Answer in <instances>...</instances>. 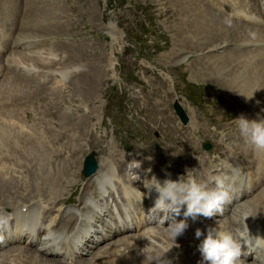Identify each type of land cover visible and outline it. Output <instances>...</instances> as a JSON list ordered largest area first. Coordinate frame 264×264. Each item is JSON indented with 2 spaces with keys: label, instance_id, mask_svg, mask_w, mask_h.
<instances>
[{
  "label": "rangeland",
  "instance_id": "374dc122",
  "mask_svg": "<svg viewBox=\"0 0 264 264\" xmlns=\"http://www.w3.org/2000/svg\"><path fill=\"white\" fill-rule=\"evenodd\" d=\"M36 1L40 2V4L43 5V7L46 9V11L49 15H53V17H55L53 22H52V25L48 26V27L41 28L40 30L36 29V30L29 32V33L23 32L24 34L22 35V37H20L18 39L25 38V39L38 40L39 37H41V35H44L46 37V36H49V34L50 35L52 34V38L50 39V41L46 42L45 38H41V42L47 44L49 42L60 41L58 39H63L65 44L71 46L73 49V54H72L71 59H70L71 63L72 64H81L85 67V69L75 70V73L87 72L91 68L99 69L100 65L107 63V59H106L107 54L109 52L110 47L113 46V48H115V49L117 48L119 50L120 59L124 62V68L128 72L132 73L133 77H135L137 80H142V81H145L146 79H148L152 83L156 84L159 80V77L156 74L155 67L152 65L155 64L156 67L163 68L166 72H170V69L172 67V59H170V60L164 59V55L162 53H160V49H162L164 51L168 50L167 52H169V53H175L176 51L181 50L182 48L183 49L187 48L188 45L186 42H183V41L177 42L178 37H177L176 30H177V28L180 27V25L184 26L186 29V32H187V30H189L188 33L186 34V36H188L193 31V28L191 29L190 26L185 25L183 22H181L182 21L181 17L178 16V12H179L178 8L179 7L176 5L174 0H30V5L31 4L34 5ZM23 4H24L23 0H17L16 3L11 5L10 9H11V11L20 10V8ZM180 7H182V5H180ZM4 10H6V8ZM209 10H210V8H209ZM24 11L26 12L25 14L27 17L28 16L34 17L35 20H37V17H39L38 13L27 8L26 6L24 7ZM107 12H108V17L106 16ZM47 13L44 12V14H43L44 16L40 17L39 19L43 18L45 21L50 19V17H48ZM29 20L34 21V19H29ZM99 22H101V25L117 26V30H118L119 34H116L117 33L116 32V33H113L111 35H117L119 37V39L125 38L129 43L134 44L136 46V52L135 53H129L127 51L123 52V49L120 48L121 40H117V43L114 45L109 44V43H105L107 40H109V41L113 40L114 37L110 36V35L107 36L104 33L103 29L99 28ZM2 23L4 25L7 23V17H3ZM29 27L30 26H28V28ZM43 30H44V32H42ZM45 30H47V32ZM183 31L185 32V30H183ZM39 32H40V35H39ZM31 35H33V36H31ZM131 38H133L134 40L133 39L131 40ZM181 38L183 39L184 37H181ZM135 41H139L140 44H135ZM10 42H11V40H10ZM183 44L185 45V47L183 46ZM173 45H178V46H176V48L173 51H171L173 48ZM190 45H191V43H190ZM210 46H214V44L211 43ZM190 47L193 48V46H189V48ZM227 47H224V48H226V50L231 49L230 46H227ZM56 48L59 49L60 45H53L50 48H48V50L53 51ZM208 48H206L205 50H207ZM41 49H44V48H41ZM193 49L196 50V52H199L201 49L204 51L203 47H201L200 49H198V48H193ZM203 51H201V52H203ZM15 54H14V56H16V58L24 56L21 53H18L16 55ZM159 54H161L163 56L161 61H158ZM221 54H223L225 56L226 52L223 51L219 55H221ZM249 55H251V54H249ZM249 55H247V57ZM203 59H204V61L199 64L200 69H199V66H196L194 63L195 57H192L188 61L187 65L184 68H181L180 66H178V64L172 67V69L175 71V73L180 75V77H181L180 86L182 88H185V87H187V85L191 81L198 82V83L209 82V83L213 84L211 86V90H213V91L222 90L221 85L219 83L213 82L212 76L207 75V77H209V78H206V80H203V78H202L203 75H202L201 79L199 80V78L196 76V74H197V70H200L199 72H202V74H204V75L209 74V72L210 73L214 72L216 74L215 78L218 81H220L219 80L220 78H226L227 77V80H221L220 82L224 85L223 90L224 91L227 90V92H229L227 87H225V83L230 80V76L226 74L227 72H225V71L223 72L222 69H218L216 71H213V69H214L215 65H217V63L214 61V59H211L210 56H207L205 54ZM35 60H38V58L37 57H36V59H31L29 57L22 58V61L24 63H29V62L33 63ZM2 63L3 62L0 61V72L2 71V67H1ZM54 63L55 62L53 60H46L44 62H39V64H40V75L42 78V80H41V78H40V80L44 83H47V87H51V85H50L51 81L55 78L54 72H55L56 66H53ZM212 64L214 65L213 69L208 68V65H212ZM250 65H251V63H250ZM147 66L150 67V70L146 69ZM243 68L244 67L241 68V67H238L235 65V68L231 69V70H233L232 71L233 73H234V71L238 72L237 75L241 77L240 80L238 78L236 79V85L238 86V91H241V89H243V87L248 86L250 84V81H252V79L247 77L248 70L246 68H244V69ZM252 68H253V66H250L249 70H251ZM70 71L71 70L65 71L66 73L64 75V79L69 81L68 86H72L71 85L72 82H70V79H71L70 78V76H71ZM8 73L9 72H6L5 77L2 78L3 81L0 79V84L2 82H6L9 75L13 74V73H10L8 75ZM87 74L92 75L90 71H88ZM234 74H236V73H234ZM14 75H16V74H14ZM81 76L84 79V81L86 80L88 82V83L86 82V84L93 83V86H94V82H93L94 76L93 75H92V77H93L92 81L89 78H87V76H85V75H81ZM20 77H22V76H20ZM100 77L103 79L105 78L103 71H101ZM35 78H37V77H35ZM83 79H81V80H83ZM87 79L90 80L91 82L88 81ZM98 79H99V74H98ZM97 82H96V84H97ZM128 82L132 86L134 85V80H128ZM93 86H92V88H93ZM83 89H84V86L83 85L80 86L79 90H83ZM71 92L74 93V95H75L74 89ZM130 94H131V92L128 93L129 96H130ZM74 95H73V97H71L72 99H74ZM85 95L87 96V98H85L82 95L83 99L85 101H90V98H88L90 95H91V98L96 97L95 91H93L92 94L85 93ZM39 96H41V95H39ZM231 96H233V95H231ZM233 97H235V96H233ZM76 100H77V105H75V108L77 109V111H79L78 114L82 115V111L79 109L78 99L76 98ZM152 100H153L152 107L149 110L148 115H147L148 117L146 119L148 121L152 122L153 125L158 126L160 128H163L165 130L166 138L162 142V145L165 147V149L168 150L169 148L172 147L171 149H169V151H175L176 152L178 150L177 152H181L185 148V145H184L185 142H191L195 145V143L193 141L186 139V137H185L186 130L184 128H181V127L179 128L178 126L173 125L171 118H169L168 116L165 115V110L163 108H161V106H162L161 100H158V101H156L154 99H152ZM33 104H34V102L30 106L26 105L25 109H27L29 111V109L31 108V111H32ZM66 108H67V104H64L61 108L57 109L56 119H54V122H52V123L56 124V123H58V120H59L60 126L68 129L66 124H63L61 122L62 118L66 115V114L62 113V111H65ZM241 109L242 108L240 107V110ZM210 110H213V108L210 107L209 111ZM241 112H242V110H241ZM5 113H7V112H4L3 118L1 117L0 125L1 124H3V125L7 124L6 122H5V124L3 123V120L6 119L5 116H7V114H8V113L7 114H5ZM40 113H42V112H40ZM155 114H158V115L155 116ZM28 115H31V113H29ZM53 115L54 114L52 112H49L47 109H45L44 113H42V115H41V120L37 116H34V118L31 120H27L26 123L24 124L26 126V128L28 126L27 123L29 121H32L33 127H32V124L30 126H28V128L26 129V132L27 131L29 132V129L31 127L36 128V125H39L40 129H38V128H36V129H38V130L43 129L42 133H44V134H47L46 132H48V131H52L55 133H62L63 136L60 137V141H58V142H62L64 139H67L66 136H64V131H56V130H58V128L56 127L55 124H53L54 125L53 128L56 130L50 128V124L45 119V117L46 116H53ZM71 116H72V118H75V121H73L74 125L78 124L80 119H82L81 116L80 117H76L75 115H71ZM242 116L245 118L243 113H242ZM35 120H37L36 124L34 123ZM209 120H211L213 124L209 125L208 124ZM229 123L230 124L232 123L231 119H229L227 121L221 120V118L206 120L205 125L208 127V132L206 134L207 139L210 141L213 139H217L221 142H222V140H226L225 143L230 144L231 139H228L227 137H224L223 139H221L220 135H218V130H221V131L225 130L226 126ZM218 124H221L225 127L216 128L214 131L215 126ZM80 125L81 126L79 128H77V130H75L74 128H71L72 131H74V133H76V131L81 132L83 130L82 129V123ZM1 128L2 129L4 128L6 130V128L4 126L3 127L1 126ZM225 131L229 132L228 130H225ZM233 131L235 132L236 130L233 128ZM214 133L217 135L215 136ZM47 135L49 137L51 136V134H49V133ZM152 135L156 137L155 133H153ZM230 135H233V134L230 133ZM20 137L25 139L27 136H22V134H20ZM235 139H236V141L234 140V135H233L232 140L235 141V146H237L239 148L240 137L235 136ZM58 142H56V143H58ZM35 143L36 142H33V144H35ZM33 144L31 143L30 146H28V148L30 149L29 151H31L30 153L28 151L29 155L32 153L30 156L36 161L39 159H43L44 155H45L44 154L45 150H43L44 148L41 145H39L38 143L36 144L38 147L36 145H33ZM65 144L69 145L72 148L74 146V144H72V143L69 144L68 140ZM15 145L16 144L12 143V144H9L7 146H1L0 165H2V167L0 169V174L2 171L6 173V171H4V169L8 168L9 165H13L16 168L23 169V171H22L23 176L18 177L15 175H10L9 180H11V179L13 181L17 180L20 184L26 183V187L25 186H23V187L25 188L26 193L30 192L29 198L31 196H34V198H35L36 197L35 195H38L37 193H35V191L37 192L38 190H41V189H37L38 186L43 187L46 193H49V190H50L54 195H56V187L59 185L60 179H61L60 173H57L54 175L51 174V172L49 170H47L49 164H45V165L37 168L36 171H30V169L28 170L27 166H24V164L18 163V162L22 163V160H20V159L16 160L14 158V157H23L25 155L24 152H19L16 155H10V156L7 155L10 148L15 146ZM32 146H34V148ZM40 146H41V148H43L42 151H44V153L41 152V150H40L41 148H39ZM237 147L236 148L232 147L229 149H231L233 151V154H234L233 155L234 156V162L233 163L236 165V167H239L240 169H242V160H244V157L237 154L238 153ZM195 148L197 149L196 145H195ZM85 149H86L85 147H82L80 150H78L71 157V159L73 160V162L75 164L73 166V175L71 177H69L67 175L63 178L60 193L67 191L68 186H76L75 189L77 188V190L79 191V197L82 198L84 196L85 192L87 191L86 190L87 186L84 185V180L77 177L78 159L84 154ZM136 149L141 150V147H136ZM229 149H226L227 153H229L228 152ZM32 150H34V151H32ZM36 150H38V153H39L38 158H39V156L43 155L39 159L37 158V155L35 154V153H37ZM221 151L223 152V151H225V149L222 146H219L217 148V152L220 154ZM5 155H7V156H5ZM33 155H34V157H33ZM54 155H55V151H54ZM35 156H36V158H35ZM7 157H8V161L6 162V159H4V158H7ZM10 157H12V158H10ZM164 157H166L165 154H164ZM46 159L47 158L45 156L44 160H46ZM124 159H125L124 163H126V161L128 159L127 158H124ZM55 163H56V161H55ZM148 163H149L148 161H145L144 163H142L141 167L139 169L133 170V174L136 171L139 173L142 168H146V166H149ZM201 163H202L201 166H204L205 171L210 169L211 167H215V166H213L211 161L207 162L205 160H202ZM5 166H7V167H5ZM216 166H219L220 168H222L220 166V163H217ZM121 169L119 171H115V173L117 174L118 172H121ZM173 171L177 173L178 169L173 170ZM13 172H15V171H13ZM148 173H150L149 176H152V174L155 173V170H153V171L151 170ZM191 173L192 172H190V174ZM223 173H226V172H223ZM219 174H220V176H222L221 173H219ZM5 177H6V175H5ZM123 177H124V175H123ZM213 177L218 178V172ZM26 179H28V181ZM52 179L55 181V185L53 187H51L53 185L51 182ZM89 180H91V179H89ZM85 183H87V182H85ZM36 184H38V186ZM15 185L16 184H13V186H15ZM19 191H22V186H20ZM70 192L71 191H69V193ZM18 201H20V200H18ZM2 203H4V202H1V205L3 206ZM22 203H24V202H22ZM57 205H59V204H57ZM72 215L74 216L75 214H72ZM111 251H113V250H111ZM33 252H36V251H33ZM12 253H15V252H12ZM86 257H89V256H86ZM98 259H101V258H98ZM122 259H125V257L124 258L122 257ZM95 262H97V259L95 260Z\"/></svg>",
  "mask_w": 264,
  "mask_h": 264
},
{
  "label": "bare ground",
  "instance_id": "6f19581e",
  "mask_svg": "<svg viewBox=\"0 0 264 264\" xmlns=\"http://www.w3.org/2000/svg\"><path fill=\"white\" fill-rule=\"evenodd\" d=\"M174 1L176 5L179 7L178 15L181 17V20H182L181 22H183L185 25L190 26L191 29L193 28V31L188 36H186L189 30H187L186 32L185 27L180 25V27L177 28L176 30L177 35L180 37H184L182 41H185L189 45L191 43L190 46H193V48L200 49L201 47H203L205 50L208 47L212 48L214 46L224 44V43H225V46L223 47L230 46L231 47L230 50L229 49L224 50L226 52L225 56L223 54L218 55L216 57L210 56L211 59H214L217 65H215L214 69H213V66H214L213 64L208 65V68L213 69V71L222 69L223 72L224 71L227 72L226 74L230 76V80L225 83V87H227L229 93L233 96H239L247 100V104H242L240 106L242 108L241 115L243 113L245 118L248 120H253V119L257 120L258 116H259V120H264V115H263V112H264V83H262V81L264 82V7H263L262 15L249 14L248 11L241 9L240 7L231 9V13L233 17H226L227 19L230 20V25L228 26L224 22L225 17H222V14H224L222 9L225 6L220 3L218 7H215L216 5L214 4V2H216V0H209V3L211 4L212 7H215L220 12H214L212 11L211 8L209 10V8L205 5H202L199 0H189L188 10H187V5L180 7V5H182L181 0H174ZM263 4L264 3L262 4L259 3L257 6L261 7ZM41 13L44 14V12H41ZM38 15H40V13H38ZM28 17H29L28 19H34L35 21L34 17H30V16ZM42 20L45 21L43 18ZM252 26L258 27L257 31L260 35L259 36L260 40L256 44L249 45V44H246L245 42L250 39V36L248 33H249V28ZM47 30L45 31L47 32ZM183 30H185V32ZM42 32H44V30ZM23 34L24 33L21 31L17 33L16 36L17 38H20L22 37ZM39 35H40V32H39ZM211 43L214 44V46H210ZM12 44L13 43L11 41L10 43L4 46H0V61L1 62H3L4 60H10L12 62H19L26 66L35 68L34 66L36 67L40 66L39 62L46 61V60H35L33 63H30V62L24 63L22 61V58L28 57L25 54H23L24 55L23 57H19V58H16V56H14L15 53L14 54L12 53L10 55ZM251 47H255V48L251 49ZM200 51H203V50L201 49ZM247 55L249 56L247 57ZM235 65L241 68L242 67L246 68L248 70L247 77L252 79V81H250V84L246 87H243L241 91H238V86L236 85V79L238 78L240 80L241 77L237 75L238 72L234 71V73H236L234 74L232 72L233 70H231L235 68ZM250 66H253L251 70H249ZM89 71L94 76V80H93L94 86H93V83L86 84L87 81L86 80L84 81L82 76L79 75L76 77L75 82L73 84L75 89L79 90L80 86L82 85L84 86V89H90L92 88V86L93 88H95L96 82L99 80L98 79L99 72L94 68ZM9 74L10 72L8 73V75ZM219 80L220 81L227 80V77L220 78ZM34 91L36 93H34ZM45 91H46L45 85L38 77L37 78L35 77L23 78V77L14 75V74H10L7 81L2 82L0 84V117L2 118L4 117V112L8 113V114L5 113L7 114V116H5L6 119L5 120L2 119L3 123L5 124L6 122L7 124L0 125V154H1V146H7L12 143L16 144L15 146L10 148L7 155L8 156L16 155L19 152H24L25 155L23 157H14V158L16 160L17 159L22 160V163L21 162H18V163L24 164V166H27V169L28 170L30 169V171H36L37 168L45 164H50L51 160H53L55 156L54 151H53V146L56 142L60 141V137L63 136L62 133H55L52 131H48L46 132L47 134L52 132L51 136L49 137L47 134L42 133L43 129L38 130L36 128H32L33 124H32V127L29 129V132L28 131L26 132V129L28 128V126L26 128V126L24 125L26 121L33 119L34 116L39 117L41 120L42 113L37 112V110L32 108L31 115H28L30 112L27 109H25V106L32 105L33 99L37 97H41L39 95L45 93ZM37 100L43 101L42 98H38ZM156 115L158 114H155V116ZM82 120L83 118L80 119L78 124L74 125L73 121H75V118H72L71 115H65L62 118L61 122L63 124H66L68 129L72 130L71 128H74L75 130H77V128L81 126L80 124L82 123ZM1 126L2 127L4 126L6 130L4 128L2 129ZM76 133H77V137H80L81 134L84 133V131L83 130L81 132L76 131ZM20 134H22V136H27V137L25 139L21 138ZM64 136H66L65 132H64ZM66 138L69 144L73 143L74 138L72 136H69V137L66 136ZM33 142H36V143L33 144ZM31 143L33 145H36L38 143L44 148V149L41 148V146L39 147L41 148L40 149L41 152L44 153L42 149L45 150V153H44L45 155L43 159H39L43 155L39 156L38 158V155H39L38 150H36L37 153H35L36 151L34 153L37 155V158L39 160L37 161L34 160L30 156L32 153L29 155L31 151H29L30 149L28 148V146H30ZM184 145H185V148L183 151H191L193 153H199L193 143L185 142ZM32 147L34 148V146ZM73 149H75V145L73 146ZM237 150H238L237 154L241 155L244 158L246 157V155L251 154V151H249L248 149V144L242 143L241 140H240L239 148L237 147ZM228 152L229 153H227L225 149V151L223 152L221 151L219 155L221 156H233L234 155L231 149H229ZM45 156L47 158L46 160H44ZM124 158L128 159L126 161V163L128 164L131 163L132 161H136L134 157L124 156ZM4 159H6V162L8 161V157ZM121 162L117 163L114 167L107 166V170L104 173H102L100 169L97 175L91 178V180L96 181V183L98 184V186H100V188L105 187L107 181H111L113 178H115L116 176L115 171H119L122 168ZM220 166L222 167L220 168L221 172H228V169L239 168V167H236V165L231 161H229V163L220 162ZM148 168L149 166H146V168H142L139 173L137 171L134 172V174L139 177V179H137L134 182L135 185L141 182L140 187H143V183H145L147 179L151 178V176H149L150 173H148ZM198 168L202 170V172L203 171L205 172L204 166H201V167L199 166ZM134 169H132V172ZM172 169L177 170V168L175 167H173ZM255 170H257V166L255 163V160L251 156L250 166H249L250 175L253 174ZM219 173L220 172H218V178H222V176H220ZM5 175L6 173L3 171L0 174V204L1 202H4L2 203L4 206V210L12 209L14 210V213L11 216L12 236L10 237L9 241L5 242V245L3 248L7 246H11V245L21 246L23 244H26L28 239H29L30 246L35 245L39 243V236L43 232L51 233V231H59L58 228L60 226H67L72 221H76L78 219V216L76 214L74 216L71 214V216H69L68 218H64L63 216L64 211L58 210L57 214H59L60 217L58 219H56V217L51 218L47 222L46 225L42 226L41 223L39 222V215L41 214V211L44 210V207L39 204L26 206L24 203L29 198V195H30V192L26 193V190L23 187V186L26 187V183L20 184L17 180L16 181L15 180L13 181L12 179L9 180L10 176L5 177ZM190 175L195 176L197 179L204 177V175L202 174H195V170H193ZM160 178H162V176H158L157 179H160ZM26 180L28 181V179ZM51 182L53 184L51 187H53L55 185V181L52 179ZM13 184H16V185L13 186ZM36 185L38 186V184ZM20 186H22V191H19ZM37 189H41V190H38L37 192L35 191V193H37L38 195L55 196L50 190H49V193H46L43 187L38 186ZM18 200L24 202L23 205H21V210L17 209L16 207V203ZM61 203H63V201H60V200L55 201L54 206H56L57 204H61ZM255 203H256L255 199L250 200L246 205L247 210H245L244 212L245 213L246 212H259V210L256 209ZM23 208H26V212H22ZM46 212L50 213V209L47 210ZM96 218H97L96 219L97 221L95 222L98 223L99 222L98 217ZM3 220H5L4 212H0V221H3ZM24 227L27 230H29V233H25V235L22 236ZM88 234H89L88 231L83 234L81 238L82 239L84 238V241L83 243H81L82 240H79L80 245L76 246L77 248L76 251L68 250L69 241H70L69 233L65 232L64 230H61L59 234L55 237V241H54L55 245L53 246V248L56 250L55 253L50 252L48 248H44L38 251L36 250V252H32L29 249L27 250L23 249V252L26 255V260L22 261L21 263H16V261L19 259L18 254L11 255L12 252H17V250L19 249L12 250V252L10 253V256L14 257L13 261L16 264H49V263L50 264H68V261H69V264L70 263H73V264H108L107 261H101V259H98V258H102V255L99 256L98 253H102L101 251L104 250V248H107L108 245H105V247H101V248H98V247L104 242L110 241L112 239L111 238H97V237H93L92 235L89 236ZM107 249H109V251L112 250V248L110 247ZM93 250H97V252H96V255H93L91 257V259H87L84 257V256H90ZM48 254L49 255L54 254L56 256H61L64 261H60V260L50 261L47 258L45 259L42 258V255H48ZM96 259H97V262H95ZM6 264H10V261L7 262Z\"/></svg>",
  "mask_w": 264,
  "mask_h": 264
},
{
  "label": "clouds",
  "instance_id": "9594fccd",
  "mask_svg": "<svg viewBox=\"0 0 264 264\" xmlns=\"http://www.w3.org/2000/svg\"><path fill=\"white\" fill-rule=\"evenodd\" d=\"M239 135L244 142L255 150L264 151V120H248L243 116L235 119ZM221 139L225 137V133H220ZM151 160V157H148ZM128 171L136 180L137 175L132 173V169H139L141 162L132 161L128 164ZM148 171H151L149 169ZM233 174L238 175L239 168H233ZM150 183L158 194L154 201V206L150 211H158L166 214L165 219L169 221L165 227L168 237L175 242L174 247L178 248L176 243L178 237L184 235L189 228L187 219L191 218L195 221L196 217L202 215L211 218L217 214L223 215V206L232 201V194L224 179L216 178L214 183L216 187L209 189L207 184L198 183L194 178L189 177L187 181L179 178L178 181L165 179L162 183L153 176ZM152 188V189H153ZM143 200L144 194L136 189ZM183 211L184 219L177 221L175 217L180 216ZM248 214H245V219ZM203 235L200 229L195 232L196 238ZM202 254V264H246L243 258L241 243L235 238V230L222 231L218 228H209L207 236L200 246ZM155 264H172L167 257H154Z\"/></svg>",
  "mask_w": 264,
  "mask_h": 264
}]
</instances>
